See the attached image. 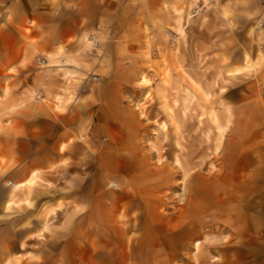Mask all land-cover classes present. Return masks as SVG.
I'll return each instance as SVG.
<instances>
[{"label": "rangeland", "instance_id": "1", "mask_svg": "<svg viewBox=\"0 0 264 264\" xmlns=\"http://www.w3.org/2000/svg\"><path fill=\"white\" fill-rule=\"evenodd\" d=\"M33 3L26 63L0 44V264H264V2ZM19 72L41 89L21 103L35 145ZM34 148L64 153L6 208Z\"/></svg>", "mask_w": 264, "mask_h": 264}, {"label": "crops", "instance_id": "2", "mask_svg": "<svg viewBox=\"0 0 264 264\" xmlns=\"http://www.w3.org/2000/svg\"><path fill=\"white\" fill-rule=\"evenodd\" d=\"M32 3L31 5L25 4L24 0H19V3L14 5V16L19 23V31L18 35L14 38L12 37V32L9 31L8 27L4 28L2 26L3 22L0 20V44H3L6 46L8 42L11 43V41L14 39L16 41V46H7L5 49L9 50L11 54H19V58H17L16 64H19V68H21V65L25 64L26 60L34 53V51L37 49L36 44L34 42H28L26 41V37L29 35L32 39H39L41 38L40 33V25L44 28V24H46V21H44V11L40 9V5L37 3H33L34 1L39 2V0H30ZM161 2H171L172 4L178 5L188 0H160ZM200 2H204V0H197ZM214 1V0H209ZM222 2L225 1H231L233 4H237L238 8L241 7V3L245 1H256V0H220ZM264 2V0H262ZM260 10V9H259ZM264 11V8H261V12ZM4 15V14H3ZM28 19L31 20V22L28 23ZM36 21L38 23V27L36 29H32L30 33L27 32V26L33 25V22ZM26 26V27H25ZM62 34L58 35L57 39H60ZM26 39V40H25ZM52 40L53 38L46 37L44 40ZM47 49H53L52 44L49 42V44H46ZM7 55V53L5 54ZM5 75L0 74V80H5ZM27 82V83H25ZM37 80L35 77L21 73L19 72V121H18V128H19V145L25 146V145H35L39 144V136H36V134L33 132V130L37 127H41L39 121H36L38 116H36V113L38 111V105L35 104L33 101H28L26 104H21L22 100L25 96H29L31 91L38 90V83H36ZM41 90V89H40ZM38 90V91H40ZM21 104V105H20ZM39 125V126H38ZM21 130H29L31 131V134L27 135L24 131ZM27 138V139H26ZM37 138L38 140H35ZM5 143L7 144V138L5 137ZM27 155L23 152V154L19 153V156H30L26 159H22V162L19 163L18 166H11V168H7V171H12L17 175L20 176H26L27 179L31 177L32 172L36 169L40 171H45L48 169L49 161L47 156H59L64 151H61L60 148L58 151H50V150H43L39 151L38 148H34L31 151H29ZM22 182V181H21ZM2 204V203H1ZM6 206V202H5ZM7 208V206H6ZM4 209V208H3ZM11 209V208H10ZM29 210V209H28ZM19 216V213L17 214ZM264 263V262H263ZM249 264V263H248Z\"/></svg>", "mask_w": 264, "mask_h": 264}, {"label": "bare ground", "instance_id": "3", "mask_svg": "<svg viewBox=\"0 0 264 264\" xmlns=\"http://www.w3.org/2000/svg\"><path fill=\"white\" fill-rule=\"evenodd\" d=\"M248 57H246L247 59ZM60 97H58V101H60ZM38 173H39V170L36 169L32 172V175L31 177H29L28 179H26L25 181H22V182H17L13 185V188L10 192V198L7 199L6 201V206L7 208H11L14 204H16V200H15V195L14 193L18 190H20L21 188L25 187L26 185H34L35 182H36V178L38 177ZM199 243H196V247H198Z\"/></svg>", "mask_w": 264, "mask_h": 264}, {"label": "built area", "instance_id": "4", "mask_svg": "<svg viewBox=\"0 0 264 264\" xmlns=\"http://www.w3.org/2000/svg\"><path fill=\"white\" fill-rule=\"evenodd\" d=\"M38 62H39L40 64H43V63H45V59L38 58Z\"/></svg>", "mask_w": 264, "mask_h": 264}]
</instances>
